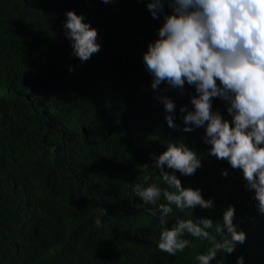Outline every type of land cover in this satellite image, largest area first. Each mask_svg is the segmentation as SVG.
Here are the masks:
<instances>
[{"label": "trees", "instance_id": "1", "mask_svg": "<svg viewBox=\"0 0 264 264\" xmlns=\"http://www.w3.org/2000/svg\"><path fill=\"white\" fill-rule=\"evenodd\" d=\"M147 2L0 0V264H198L211 240L184 233L190 246L169 256L157 249L160 232L177 218L215 225L229 205L245 240L210 264H236L237 257L264 264V215L240 170L208 155L203 129L181 131L179 108L191 110L194 89L150 87L142 54L163 21L150 16ZM69 10L97 30L100 50L83 63L70 55L62 31ZM159 96L174 102L176 129L167 127ZM212 107L231 119L223 101L213 99ZM168 142L201 156L193 175H176L214 207L173 206L162 225L159 212L134 207L140 201L133 187L145 175L167 187L151 162ZM165 202L161 195L146 207ZM97 209L105 212L101 228L93 224Z\"/></svg>", "mask_w": 264, "mask_h": 264}, {"label": "clouds", "instance_id": "2", "mask_svg": "<svg viewBox=\"0 0 264 264\" xmlns=\"http://www.w3.org/2000/svg\"><path fill=\"white\" fill-rule=\"evenodd\" d=\"M100 2L109 4L113 0ZM165 5L170 9L167 13ZM146 9L153 19L163 21L157 38L147 44L142 54L151 89L156 90L161 84L178 89L181 94L185 84L194 89L191 110L179 108L184 125L181 131L203 129L201 139L210 146L208 155L240 170L245 189L253 193L251 198L256 201L258 212L264 215V0H148ZM64 15L62 31L69 41L70 55L83 63L100 50L97 30L84 22L82 14L69 10ZM157 99L163 106L167 127L176 129L174 102L167 96ZM213 99L225 103L230 120L213 110ZM151 163L167 187L147 183L149 176H143L133 187L140 201L134 207L153 217L159 212L162 225L163 217L173 212V206L181 212H190L197 206L214 207L213 200H205L199 188H183L176 175H193L201 167L197 152L182 142H168L166 150ZM140 168L147 171L149 165ZM221 175L226 177L227 172ZM161 195L165 203L156 209L146 207L156 204ZM234 212V206L229 205L215 225L208 218H177L171 228L160 232L157 249L169 256L183 252L190 246L182 238L188 233L212 241L206 253L196 256L198 264H210L219 251L231 254L236 244L245 240V233L233 223ZM96 213L93 224L101 228L105 212L97 209ZM209 229L224 238L217 241ZM236 264H243V257H237Z\"/></svg>", "mask_w": 264, "mask_h": 264}]
</instances>
